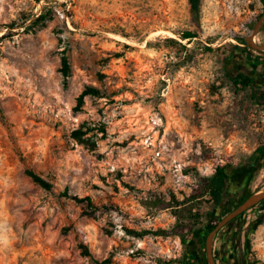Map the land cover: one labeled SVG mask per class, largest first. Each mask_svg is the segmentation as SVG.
Instances as JSON below:
<instances>
[{
  "label": "rangeland",
  "instance_id": "374dc122",
  "mask_svg": "<svg viewBox=\"0 0 264 264\" xmlns=\"http://www.w3.org/2000/svg\"><path fill=\"white\" fill-rule=\"evenodd\" d=\"M263 14L261 0H200L198 12L190 0H0V264H182L193 257L181 237L132 232L210 230L263 192L264 97L234 84L257 64L264 96V52L245 44ZM87 87L103 97L75 111ZM223 167L222 208L207 195L199 223L179 221L168 207ZM66 189L123 213L85 216ZM254 211L238 222L250 227ZM252 242L264 264V224Z\"/></svg>",
  "mask_w": 264,
  "mask_h": 264
},
{
  "label": "trees",
  "instance_id": "16d2710c",
  "mask_svg": "<svg viewBox=\"0 0 264 264\" xmlns=\"http://www.w3.org/2000/svg\"><path fill=\"white\" fill-rule=\"evenodd\" d=\"M199 1L200 0H190V5L191 8L198 12L199 11ZM262 4L264 5V0H261ZM51 19V16L45 14H41L38 16L31 24V27H43L46 25V22ZM264 29V27H263ZM262 29V30H263ZM182 37L186 40H194L197 39V34L194 31L188 30L185 32H182ZM263 44H264V35H263ZM181 46V45H180ZM183 50L187 51V48L185 46H181ZM248 49V48H247ZM208 52H211V48H207ZM258 59V58H257ZM257 64L252 65L253 72L260 74L259 69L256 66ZM60 72L62 73L64 77V82L65 86H67L69 79L72 76V70H71V65L69 58L64 56L62 58V67L60 69ZM251 79L249 78H239L237 80H234V84L238 87H245L249 88L250 86ZM252 99L257 101V95L253 92L252 93ZM87 96H95V97H103L100 90L94 88V87H87L77 98V104L74 108L75 111H80L81 108L84 105L85 98ZM264 102V101H260ZM85 135L82 131L78 130L74 132V136L77 139H81V137ZM28 176L33 180V182L37 183L38 185L42 186L43 188L47 190L52 189V185L47 182L46 180L42 179L38 175H36L32 171L27 172ZM229 175L227 172V168H217L215 174L210 177V178H203L200 180L198 184H196L193 189L191 194L183 201V202H178L176 200L173 201V204L175 205H170L168 208L172 209L173 215L176 216L179 221L182 219H188L192 223H199L202 217V214L198 212L197 210H194V205L203 201L207 195H210L211 201L214 202L215 209L218 211L219 209L222 208L224 200H223V193H225V185L226 181L228 180ZM62 195L69 199L70 201L82 206L85 209V216L88 217H94L97 212L99 211H115L120 214L123 213V210L116 204L112 202H106V203H96L94 199L91 196H86V197H80L78 195L71 194L69 189H66ZM160 203V202H159ZM158 205V204H155ZM157 207V206H155ZM224 217H213L210 218V222L213 221L214 225H208V227L212 230L214 229L218 223L223 219ZM212 222V223H213ZM188 229L184 225H176L173 229L171 230H163L159 229L155 232L151 231H143V232H136L133 231L132 233L137 235L138 237H144L148 234H152L155 236H179L181 237L182 243L185 247H187L195 237L194 231ZM189 257L187 259H184L182 261V264H193ZM111 259L108 258L102 262H96V264H110Z\"/></svg>",
  "mask_w": 264,
  "mask_h": 264
},
{
  "label": "flooded vegetation",
  "instance_id": "af4514ba",
  "mask_svg": "<svg viewBox=\"0 0 264 264\" xmlns=\"http://www.w3.org/2000/svg\"><path fill=\"white\" fill-rule=\"evenodd\" d=\"M241 77L251 79L249 86L252 88V91L257 96L261 95V97H264L261 92L260 94L257 93L259 90L257 82L260 76L258 73L253 72V70H249L244 63L239 66L234 80ZM261 103L264 104V102ZM254 167L255 165L251 166L252 169ZM225 194L226 192L223 193V196ZM233 206L231 204L227 205L222 216L225 217L231 210L235 209ZM251 209H255L254 213L258 215L250 227H244L238 222V218L242 216L240 215L215 235L212 243V255L215 264H259V260L261 259L260 250L258 245L252 242V237L255 236L258 229L264 224V201ZM214 229L209 230L204 228L199 230L192 242L186 247L187 253L193 257L188 260H191L193 264H209L207 238Z\"/></svg>",
  "mask_w": 264,
  "mask_h": 264
},
{
  "label": "water",
  "instance_id": "95a60500",
  "mask_svg": "<svg viewBox=\"0 0 264 264\" xmlns=\"http://www.w3.org/2000/svg\"><path fill=\"white\" fill-rule=\"evenodd\" d=\"M264 26V14L261 16V18L256 23L254 30L252 33L245 38V44L248 48L252 49L253 51H259L264 52V45L263 44H257L253 42L255 37L260 33ZM264 201V191L258 192L256 194H253L251 196H248L243 202H241L235 209L231 210L215 227V229L209 234L207 238V254H208V261L209 264H215V261L213 259L212 255V243L215 235L223 229L225 226H227L230 222H232L234 219L245 213L247 210L253 208L254 206L258 205Z\"/></svg>",
  "mask_w": 264,
  "mask_h": 264
},
{
  "label": "bare ground",
  "instance_id": "6f19581e",
  "mask_svg": "<svg viewBox=\"0 0 264 264\" xmlns=\"http://www.w3.org/2000/svg\"><path fill=\"white\" fill-rule=\"evenodd\" d=\"M253 42H255V43H256V40L254 39V40H253Z\"/></svg>",
  "mask_w": 264,
  "mask_h": 264
}]
</instances>
